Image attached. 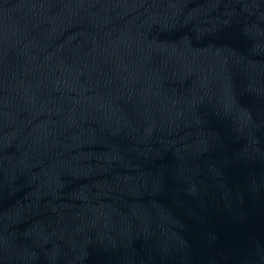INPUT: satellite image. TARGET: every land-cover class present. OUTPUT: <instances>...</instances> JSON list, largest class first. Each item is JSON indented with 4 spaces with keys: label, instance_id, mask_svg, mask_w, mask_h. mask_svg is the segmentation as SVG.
<instances>
[{
    "label": "water",
    "instance_id": "95a60500",
    "mask_svg": "<svg viewBox=\"0 0 264 264\" xmlns=\"http://www.w3.org/2000/svg\"><path fill=\"white\" fill-rule=\"evenodd\" d=\"M0 264H264V0H0Z\"/></svg>",
    "mask_w": 264,
    "mask_h": 264
}]
</instances>
